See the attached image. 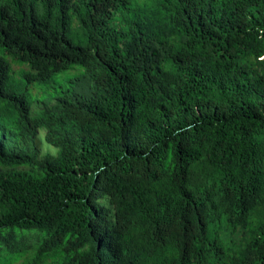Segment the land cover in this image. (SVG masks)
Instances as JSON below:
<instances>
[{
    "label": "trees",
    "instance_id": "trees-1",
    "mask_svg": "<svg viewBox=\"0 0 264 264\" xmlns=\"http://www.w3.org/2000/svg\"><path fill=\"white\" fill-rule=\"evenodd\" d=\"M0 101L12 264H264V0H0Z\"/></svg>",
    "mask_w": 264,
    "mask_h": 264
},
{
    "label": "rangeland",
    "instance_id": "rangeland-1",
    "mask_svg": "<svg viewBox=\"0 0 264 264\" xmlns=\"http://www.w3.org/2000/svg\"><path fill=\"white\" fill-rule=\"evenodd\" d=\"M144 7V6H143ZM128 18V17H126ZM27 65L13 63V80L17 82L22 88H27L30 95L29 98L33 101L44 97L47 91L50 96L55 92V89L62 91L63 89L77 90L83 95L92 94V82L88 75L86 74L84 68L79 65L74 66L72 69L61 72L56 78H50L46 82H32L29 83L23 77V71H28ZM62 87V88H61ZM37 105V101L33 103V108ZM35 112V111H34ZM15 112L12 108H9L6 103L0 101V116L3 118H13ZM43 136V131L41 132ZM52 150L53 148L50 147ZM13 255L8 254L6 251L2 250L0 256V264H12Z\"/></svg>",
    "mask_w": 264,
    "mask_h": 264
}]
</instances>
